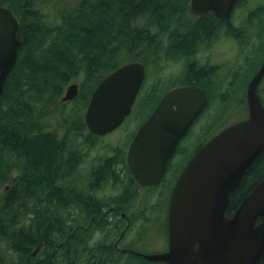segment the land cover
I'll use <instances>...</instances> for the list:
<instances>
[{
	"label": "trees",
	"instance_id": "1",
	"mask_svg": "<svg viewBox=\"0 0 264 264\" xmlns=\"http://www.w3.org/2000/svg\"><path fill=\"white\" fill-rule=\"evenodd\" d=\"M0 7L10 8L15 15L19 26L17 37L22 44L0 96V244L6 243L5 247L0 246V263L6 260V253L11 250L16 251L18 259L25 257V264H119L116 258L123 255L110 248L107 242L109 232L93 245L82 239L86 236L83 232L69 237L74 230L71 212L59 220L55 208H51L59 202L57 196L61 190L52 185L49 177L56 173L62 159L66 177L65 173L73 168L77 155L66 148V143L54 142L53 133H43L46 111L49 106L57 104L73 80L79 81L77 100L82 102L79 109H84L98 82L118 66L142 60L148 66L152 64L157 31L166 32L165 37L167 35L170 39L172 50L179 47L184 51L185 45L193 48L199 36L211 34L212 17L202 16L183 31L186 8L175 0H0ZM249 13L253 16L254 10ZM261 51L264 55V46ZM193 70L189 67V71ZM147 103H151L147 105L150 110L144 119L155 106L152 100ZM76 117L69 116L68 121L59 122L62 124L60 129H67L70 135L76 130L78 135H82L86 131L82 114ZM63 138L68 139L67 135ZM14 168H20L22 175L13 183L11 172ZM99 174L98 170L92 174L91 185L97 184ZM263 175L264 153L233 195L229 215ZM126 190L128 192H123L122 197L130 201L134 189L128 186ZM63 191L60 204L65 212L74 195L70 188L65 187ZM80 191L81 201L87 203L85 211L97 215L96 229L105 225L115 230V223L109 222L108 225L107 217L102 216L106 203L104 198L95 194L96 187L90 198L83 193L84 189ZM45 194L48 195L47 200L42 202L44 200L39 196ZM33 195L38 199L33 208L40 211V207H44L45 215L35 213L32 218H26L25 214L30 210V201L26 199ZM101 216L102 219H98ZM87 217L84 224L88 223ZM61 237L64 245L57 250L55 245ZM127 255L125 264H164ZM259 264H264V260Z\"/></svg>",
	"mask_w": 264,
	"mask_h": 264
},
{
	"label": "water",
	"instance_id": "2",
	"mask_svg": "<svg viewBox=\"0 0 264 264\" xmlns=\"http://www.w3.org/2000/svg\"><path fill=\"white\" fill-rule=\"evenodd\" d=\"M194 15L211 12L227 19L238 0H189ZM12 10L0 7V96L14 68L21 42ZM264 60L246 90L248 115L214 135L192 156L169 199L167 251L143 254L165 264H259L264 260V175L243 196L234 211L233 195L264 153V106L257 87ZM145 77L141 62L123 64L93 90L84 113L87 130L104 136L131 113ZM77 83L67 87L62 101L77 96ZM207 106L206 93L195 86L172 89L139 127L129 144L126 162L140 186L161 180L180 141Z\"/></svg>",
	"mask_w": 264,
	"mask_h": 264
},
{
	"label": "flooded vegetation",
	"instance_id": "3",
	"mask_svg": "<svg viewBox=\"0 0 264 264\" xmlns=\"http://www.w3.org/2000/svg\"><path fill=\"white\" fill-rule=\"evenodd\" d=\"M175 1L177 3H182L183 6L186 8L187 19L185 20L182 26L184 27L183 31L188 29V27L191 26L197 20V18H200L203 16V15L201 16L194 15L191 13L189 0H175ZM239 1L240 0H238L237 3L235 4V7L230 17L227 19H217L212 13L204 14V16L208 14L211 15L212 17L211 20L213 22L212 23L213 30L211 34L209 35L204 34L203 36H199L195 40L193 48H190V46L188 48V46L186 47L185 45L184 51L179 49V47L178 48L175 47L172 50L171 47L169 46L171 44H170V39L168 38V36H166L167 37L166 39L164 32H160V31L157 32V35L154 38V44H155L154 46H155L156 55L154 54L153 63L148 66L147 63H145L143 60L141 61L142 64L144 65L145 77L140 86V89L138 92L139 95L137 94L135 102L131 108L130 115L133 112V107L137 103L136 101H138V98L142 97L141 101L146 100L145 102H149L150 100H152L153 102H155V106H154V109H155L166 93H168L172 89H175L178 87H184V86H195V87L198 86V88L202 89L207 95V106L211 104L212 99H213L212 94L215 92H217L218 98L222 99L221 93L224 92L225 88L230 87L227 89L229 91H234L235 90L234 88L240 89L239 94L243 91V89H245L244 95H241L240 98L236 100V102L240 105L241 103L246 104L245 94H246L247 86L250 80L253 78V76L256 74V72L260 68L264 60V56L261 61V64L252 73L250 77H249L250 74L246 73L247 72L246 70L249 67V65L243 68L241 66L242 63L238 62V60L241 58L242 54L245 52V49H244L245 46L249 45L250 43L251 38H248V37L251 34H253V31L255 30V26L257 27L259 24L258 19L255 18L254 15L251 16L249 11H253L254 9V13H255L257 10H259L260 7L264 8V0H262L263 3H251L250 0H247V4L245 5L246 7L243 9L245 10L244 16L233 19V15L235 11L238 10L237 4ZM246 16L248 17V19L245 18ZM189 20L191 23L187 27L185 23H187ZM251 26H254V28L253 29L250 28ZM201 30L202 28L200 25V31ZM183 31L181 30V32ZM223 44L229 45L230 53H227L228 50L224 49ZM183 47H180V48H183ZM225 61H226V64H225ZM247 61L250 64V60L248 59ZM176 64H178L177 74L173 72L174 70L172 71V66H175ZM189 67L194 68L193 71H195V74H193V71H189ZM111 72H109L108 75ZM240 77L242 79H239ZM263 84H264V76L260 80L258 87H257V91H256L261 103L264 105V94H263L264 85ZM77 85H78L77 94H79L80 86L78 82H77ZM151 90L153 92V97H152L153 99L152 98L149 99V97L151 96L150 95ZM146 91L148 92V95ZM63 94L57 100L56 105L48 107L46 111V117L43 119L44 121L43 122L44 123L43 133L53 132V134L56 135L55 140H54L55 142L57 143L60 142L61 144L67 143L65 146L67 148L68 147L70 148L69 151L75 152L77 155L73 168L71 170H68L65 173L66 177L64 175V170H63L64 168L62 167L63 159L61 161L59 160V164L57 165L58 169L56 170V173H52L51 176L49 177L51 181L53 180L52 181L53 186L56 189L59 188L61 190V191L59 190L61 193L59 196L60 198L57 196V199L59 202H56L57 204L55 203L51 207V208H55L56 215L59 220H61V218L64 216L63 206L62 204H60L63 202V196H64L63 189L65 187L70 188V191L74 195L73 202L71 203V201H69L67 204L68 207L71 206L73 208L72 212L74 214V217H76V221H75L76 224L74 225V230L70 233L69 237L73 235L79 236L78 232H83L86 236L82 237V239L85 238L91 244L90 236H91L93 224L94 225L96 224L97 215L91 214L90 211L88 213L87 211H85L87 203L84 201H81L80 199L81 191L80 190L84 189L83 193L88 194L90 198L91 195H94L95 187L97 190L95 194H97V192L98 191L100 192L103 189V187L108 186L112 188L111 192H114V193H109L108 195L105 196L104 200L106 203L105 205L106 209L102 211V216L113 218V216L114 215L116 216L117 214L119 217L118 216L116 217L120 218L121 220H125L124 227L122 228L121 232L118 235V238L116 239V241H114V243L112 244V247L110 246V248L116 251L117 253H124V254H132V253L126 252V250H131L133 252L141 251V250H136L133 247L135 244H136V248L139 247L137 245L138 244V241L136 240L137 238H132L130 243H126V247H123V248L119 247L118 244L123 241L124 234L127 232L128 227L131 225L132 219L144 218V217L145 218L154 217V218L160 219L159 225H163V221H164L165 232L164 234H162L163 238L160 241L161 246L160 245L157 246L156 247L157 250H153L152 252H148V253L142 252V253L143 254H157V253H163L167 251V248H168L167 214H168V206H169V199H170L171 192L173 190V187L177 179L181 175L182 171L184 170L189 160L207 140L201 143L188 156L184 148H179V145H178L175 153L169 160L166 170L161 180L159 181V183H157L156 185H152V186H140L134 179L132 173L130 172L125 159H126L127 150L129 147L127 145L131 143L139 127L143 124V122L149 116L145 118L142 122H140L139 125H137V127L131 134L130 139L127 142L126 146H123L121 148L111 147L110 149H108L109 147L107 148V144L109 142L106 141V138L104 139V136H106L107 134L104 136H96L90 133L87 130V128H86V131L82 133V135H78V131H75L73 135H70L71 137H69L68 133L61 132L63 129H60V126L62 124H59V122L61 121L63 122L64 120L68 121L69 116H75V117L79 116L78 115L79 105L82 103L81 100H77L78 95L70 101H62ZM230 100L231 98L230 99L226 98L225 101H230ZM88 101L85 107L87 106ZM84 111H85V108L83 109V113H82L83 122H84ZM152 111L150 112V114L152 113ZM53 113H56V116H54ZM51 116L52 117L54 116L56 120V123H57L55 127L56 130H51L47 128L48 125H50L49 121L52 118ZM65 135H67V138H68L67 141H65L62 138V137H65ZM98 144H104V145L100 146ZM97 170L100 172L97 178V184L91 185L90 183L92 181V174L96 172ZM15 171L16 173H13ZM108 172L109 174H107ZM21 173L22 172L20 168H14V171L12 170L11 177L13 178V183L18 178H20V176L22 175ZM127 186H130L133 189L136 188V191H140L139 197L138 195H136L135 199L131 197L132 199L130 201L124 200V197H122V194L123 192H127L125 191ZM8 187L9 185L6 186V188ZM36 193L37 192H35L34 195H36ZM34 195L27 199L30 201L29 203L30 210H28V213H27L28 217L26 218H32L35 213L41 216L45 215L43 211L46 209L44 207L41 206L40 211L37 210L38 208L36 209L33 208V205H35L38 200L37 198H35ZM151 196L154 197V201H152L151 203H148V200H151ZM47 197L48 195L45 194V195H41L39 198L41 200H44L42 202H46L45 200H47ZM112 197H115V198H112ZM137 201H138V204L136 205ZM102 216L98 219H102ZM86 217L88 219V223L84 224L86 222L85 220ZM111 223L112 222H110V224ZM113 223H115L117 227L120 225L119 221H116V220L113 221ZM59 226H61L62 228L61 221H59ZM69 237L66 238L67 241ZM59 241L57 242L58 244L56 243L55 245L56 248L58 247L57 250H60L64 245V241L62 237L59 239ZM32 255L35 256V253H33ZM26 259L27 261H29V255H27ZM21 264H25V263L23 262Z\"/></svg>",
	"mask_w": 264,
	"mask_h": 264
},
{
	"label": "rangeland",
	"instance_id": "4",
	"mask_svg": "<svg viewBox=\"0 0 264 264\" xmlns=\"http://www.w3.org/2000/svg\"><path fill=\"white\" fill-rule=\"evenodd\" d=\"M250 2L251 3H263L262 0H250ZM243 4L246 5L247 0H243L240 3V5L238 6L239 11L238 10L235 11L233 15V19H236V17L244 16L245 11L243 9L245 8V6ZM239 8L240 9L242 8V9L240 10ZM253 15L255 18L258 19L259 24L257 27L255 26L253 35L251 34L248 37V38H251L250 43L249 45L245 46L244 48L245 52L242 54L241 58L238 60V62L242 63L241 66L243 68L249 65V67L246 70L247 71L246 73L250 74L249 77L252 75L253 71H255L258 68V66L261 64L262 58L264 56L261 51V48H263L264 46V33H263L264 32V22H262L264 20V8L260 7L258 12L254 13ZM190 23L191 22L189 20L187 23H185V25L189 26ZM250 28L253 29L254 26H251ZM224 49H227L228 50L227 53H230L229 45H224ZM248 59L250 60V64L247 61ZM177 70H178V64H176L175 66H172V71L174 73L177 74ZM240 79L242 78L240 77ZM76 81L79 83L78 80H73L70 83L76 82ZM228 88L224 89V93H222V99L218 98L217 92L212 94L213 101L211 102L210 106L205 108L202 114L198 117V120L194 122V124L191 126V128L187 132L186 136L179 143V148H184L187 156L190 155L201 143H203L206 140H209L211 137L216 135L220 130H222L223 128L229 126L230 124L234 122L244 119L247 116L246 104L241 103L240 105L236 102V100L240 98L241 95H244L245 89H243V91L239 94L240 89L234 88L236 91L235 90L229 91L227 90ZM150 95L151 96L149 98H152L153 96L152 90H151ZM226 98L227 99L231 98V100L225 101ZM141 99L142 97L138 98L137 103L133 107L134 109H133L132 114L128 116V118H126V120H124V122L116 130L111 132L112 134L110 133L104 136V139L106 138V141L109 142L107 144V148L109 147L108 149H110L111 147L121 148L123 146H126L127 142L130 139L131 134L133 133L137 125H139V123L142 122L144 117L147 116V114L149 113L150 109L148 108L147 105L151 103L145 102L146 100L141 101ZM78 111H79L78 114L81 115L83 113V107L79 109ZM53 115L56 116V113H53ZM54 116L53 117L51 116L52 118L49 121V124L51 125V127H49L50 125H48L47 127L48 129L56 130L55 127L57 123H56ZM61 132L62 133L68 132V134L70 135V132L67 129H63ZM63 139L65 140L66 138H63ZM65 141H67V139ZM98 145L103 146L104 144H98ZM111 191H112V188L106 186V187H103V189L99 193L97 192L98 193L97 195L105 199L106 195H108L109 193H113ZM139 194H140V191H136V188H134V190L131 192V196L133 197V199H135L136 195H138L139 197ZM152 201H154L153 196H151V200H148V203H151ZM137 204H138V201L136 202V205ZM66 209H64L65 211L64 215H66L67 212L71 211L72 213L70 214V216L72 215L71 223L72 225H75L76 218L74 217L71 206L70 207L66 206ZM116 216L118 215L116 214ZM116 216L114 215L113 218L107 217L108 222H113L115 220L119 221L120 225L115 230H111L110 226H105V225H103L100 229L97 230L96 226L93 225L91 236H90V242H92L91 243L92 245L104 239L105 234L109 232L107 242L112 247V244L114 243V241H116L119 233L121 232L122 228L125 225V220H121L120 218H118L119 216L118 217ZM25 217H28V216L25 214ZM159 223H160V219H157L154 217H148V218L144 217V218L132 219L131 225L128 227L127 232L124 234L123 241L120 242L118 246L121 248L126 247V243H130L132 238H137L136 239L138 241L137 245L139 247L136 248V244H135L133 246L134 249L141 250L144 253L157 250L156 247L160 245V241L163 238L162 234H164L165 232L164 221H163V225H159ZM108 229L111 231H109ZM0 246L5 247V244H0ZM15 252L16 251H11V250L8 251V253H6L5 255L6 260L4 262H1L0 264H21L23 263L24 259L23 258L18 259L19 255H17ZM118 254L123 255V256H119L118 258H116L118 263L125 264L126 256L128 255L123 254V253H118Z\"/></svg>",
	"mask_w": 264,
	"mask_h": 264
},
{
	"label": "bare ground",
	"instance_id": "5",
	"mask_svg": "<svg viewBox=\"0 0 264 264\" xmlns=\"http://www.w3.org/2000/svg\"><path fill=\"white\" fill-rule=\"evenodd\" d=\"M244 5V4H243ZM257 5V4H256ZM260 5V4H259ZM245 6V5H244ZM189 7V6H188ZM246 7V6H245ZM171 8V7H170ZM169 9V8H168ZM240 9V8H239ZM242 9V8H241ZM240 9V10H241ZM251 10V9H250ZM254 10V9H253ZM239 11V10H238ZM245 11V10H244ZM237 13V12H236ZM245 13V12H244ZM173 14V13H172ZM262 14V13H261ZM209 15V14H208ZM48 16V15H47ZM170 16V15H169ZM182 16V15H181ZM201 16V15H200ZM204 16V15H203ZM206 16V15H205ZM205 16H204V18H205ZM237 18V17H236ZM260 18V17H259ZM198 19V18H197ZM195 20V19H194ZM255 20V19H254ZM262 22H264V20L262 21ZM165 23V22H164ZM254 23V22H253ZM257 23V22H256ZM173 24V23H172ZM180 24V23H179ZM169 25V24H168ZM262 25V24H261ZM163 26V25H162ZM170 26V25H169ZM173 26V25H172ZM182 26V25H181ZM260 26V25H259ZM165 27V26H164ZM188 27V26H187ZM263 27V26H262ZM167 28V27H166ZM184 28V27H183ZM200 28V27H199ZM261 29V28H260ZM165 31V30H164ZM263 31V30H262ZM151 32V31H150ZM155 32H156V30H155ZM158 32V31H157ZM256 32V31H255ZM166 33V32H165ZM264 33V32H263ZM253 35V34H252ZM259 35V34H258ZM150 36V35H149ZM167 36V35H166ZM163 37V36H162ZM226 37V36H225ZM228 37V36H227ZM222 38V37H221ZM166 39H167V37H166ZM156 40V39H155ZM202 40V39H201ZM225 40V39H224ZM203 41V40H202ZM223 41V40H222ZM154 42V41H153ZM161 42V41H160ZM233 42V41H232ZM248 43V42H247ZM22 45V44H21ZM155 45V44H154ZM170 46V45H169ZM187 47V46H186ZM54 48V47H53ZM162 48V47H161ZM166 48V47H165ZM234 48V47H233ZM53 50V49H52ZM162 53V52H161ZM170 53V52H169ZM187 53V52H186ZM196 53V52H195ZM44 54H45V52H44ZM46 55H48V54H46ZM156 55V54H155ZM191 56V55H190ZM154 58V57H153ZM162 58V57H161ZM263 59V58H262ZM231 61V60H230ZM141 62V61H140ZM229 63V62H228ZM245 63V62H244ZM243 63V64H244ZM225 64H226V61H225ZM246 64V63H245ZM248 64V63H247ZM243 70V69H242ZM250 70H252V69H250ZM230 71V70H229ZM234 72V71H233ZM254 72V71H253ZM238 74V73H237ZM108 75V74H107ZM149 75V74H148ZM151 76V75H150ZM238 78V77H237ZM240 79V78H239ZM77 80V79H76ZM81 80V79H80ZM149 81V80H148ZM235 81V80H234ZM191 82V81H190ZM147 85V84H146ZM198 87V86H197ZM145 89V88H144ZM152 89V88H151ZM146 90V89H145ZM226 91V90H225ZM147 92V91H146ZM145 93V92H144ZM153 93V92H152ZM78 95V94H77ZM139 95V94H138ZM147 95H148V92H147ZM246 95V94H245ZM224 96V95H223ZM153 97V96H152ZM225 97H226V95H225ZM90 98V97H89ZM150 99V98H149ZM153 99V98H152ZM155 100V99H154ZM213 101V100H212ZM137 102V101H136ZM141 102V101H140ZM155 103V102H154ZM233 103V102H232ZM142 104V103H141ZM230 104V103H229ZM77 105V104H76ZM140 105V104H139ZM58 106V105H57ZM240 106V105H239ZM238 107V106H237ZM74 108V107H73ZM86 108V107H85ZM55 109V108H54ZM134 109V108H133ZM247 109V108H246ZM50 110V109H49ZM52 110V109H51ZM136 116V115H135ZM73 117V116H72ZM198 120V119H197ZM37 125V124H36ZM39 125V124H38ZM44 126V125H43ZM46 126V125H45ZM35 127H37V126H35ZM50 127V126H49ZM47 131V130H46ZM49 131V130H48ZM53 133V132H52ZM37 134V133H36ZM112 134V133H111ZM48 135V134H47ZM93 136V135H92ZM55 137H56V135H55ZM58 137V136H57ZM51 138V137H50ZM63 138V137H62ZM55 140V139H54ZM66 140V139H65ZM55 142V141H54ZM62 142V141H61ZM60 143V142H59ZM64 144V143H63ZM67 144V143H66ZM65 144V145H66ZM127 146H129V145H127ZM64 148H65V146H64ZM67 148V147H66ZM84 149V148H83ZM65 150V149H64ZM63 151V150H62ZM7 153V152H6ZM11 153H9L8 155H10ZM13 154V153H12ZM62 154V153H61ZM7 155V154H6ZM84 155V154H83ZM13 156V155H12ZM10 157V156H9ZM2 158H4V157H2ZM9 160V159H8ZM17 160V159H16ZM15 160V161H16ZM19 160V159H18ZM27 160V159H26ZM86 160V159H85ZM126 160V159H125ZM259 160V159H258ZM5 161V160H4ZM3 161V162H4ZM10 162H11V157H10ZM14 162V161H13ZM27 163V162H26ZM5 164H7V163H5ZM8 164H9V162H8ZM14 164V163H13ZM78 164V163H77ZM10 165V164H9ZM95 165V164H94ZM87 166V165H86ZM70 169V168H69ZM82 169V168H81ZM104 169V168H103ZM112 169V168H111ZM114 169V168H113ZM2 170V169H1ZM13 171H14V169H12ZM75 170V169H74ZM110 170V169H109ZM82 171V170H81ZM1 172V171H0ZM21 172H22V170H21ZM73 172V171H72ZM8 173H9V171H8ZM13 173H16V171L15 172H13ZM12 173V174H13ZM87 173V172H86ZM11 174V175H12ZM22 174V173H21ZM114 174V173H113ZM19 175V174H18ZM51 176V175H50ZM108 176V175H107ZM21 177V176H20ZM55 178V177H54ZM106 178V177H105ZM128 178V177H127ZM13 179V178H12ZM21 179V178H20ZM48 181V180H47ZM53 181V180H52ZM71 181V180H70ZM66 182H67V180H66ZM106 184V183H105ZM110 184H111V182H110ZM11 185V184H10ZM53 185V184H52ZM73 186V185H72ZM58 187V186H57ZM100 189H102V188H100ZM6 190V189H5ZM5 190H3V191H5ZM1 191V190H0ZM7 191V190H6ZM104 191V190H103ZM99 192V191H98ZM114 193V192H113ZM1 194V193H0ZM98 194V193H97ZM40 195V194H39ZM54 196V195H53ZM40 197V196H39ZM60 198V197H59ZM77 199V198H76ZM27 200V199H26ZM72 200V199H71ZM70 200V201H71ZM111 200V199H110ZM114 200V199H113ZM20 202V201H19ZM18 202V203H19ZM26 202V201H25ZM28 202H29V200H28ZM73 205V204H72ZM49 206V205H48ZM74 206V205H73ZM124 207V206H123ZM108 208V207H107ZM35 209V208H34ZM69 210V209H68ZM142 210V209H141ZM146 210V209H145ZM25 211V210H24ZM71 212V211H70ZM91 212V211H90ZM25 213V212H24ZM30 213V212H29ZM88 213V212H87ZM19 214V213H18ZM27 214V213H26ZM72 214V213H71ZM22 216H23V214H22ZM31 216H32V214H31ZM72 216V215H71ZM84 217V216H83ZM16 218V217H15ZM66 218V217H65ZM76 218V217H75ZM17 219V218H16ZM106 219V218H105ZM105 219H103V220H105ZM24 220V219H23ZM24 222V221H23ZM28 223H30V222H28ZM83 223V222H82ZM81 223V224H82ZM22 224V223H21ZM76 224V223H75ZM28 225V224H27ZM94 225V224H93ZM108 225H109V222H108ZM12 228V227H11ZM14 228V227H13ZM53 228V227H52ZM65 229V228H64ZM109 230V229H108ZM15 232V231H14ZM69 232V231H68ZM52 233V232H51ZM7 234V233H6ZM15 235V234H14ZM67 235V234H66ZM89 239V238H88ZM74 240V239H73ZM50 241V240H49ZM58 241V240H57ZM62 241V240H61ZM67 241V240H66ZM87 241V240H86ZM60 242V241H59ZM57 243V242H56ZM84 243V242H83ZM92 243V242H91ZM6 244V243H5ZM58 244V243H57ZM61 244H62V242H61ZM60 244V245H61ZM85 244V243H84ZM89 244V243H88ZM87 244V245H88ZM73 245H75V244H73ZM92 245V244H91ZM87 247V246H86ZM91 247H93V246H91ZM58 248V247H57ZM88 248V247H87ZM62 249V248H61ZM78 249V248H77ZM39 252V251H38ZM50 252V251H49ZM16 253V252H15ZM42 253V252H41ZM83 253V252H82ZM82 253H80L81 255H82ZM14 254V253H13ZM45 254V253H44ZM59 254V253H58ZM85 254V253H84ZM82 257H85V256H83L82 255ZM104 258V257H103ZM59 259V258H58ZM24 260H25V258H24ZM80 260V259H79ZM96 262V261H95ZM75 264V263H74Z\"/></svg>",
	"mask_w": 264,
	"mask_h": 264
}]
</instances>
